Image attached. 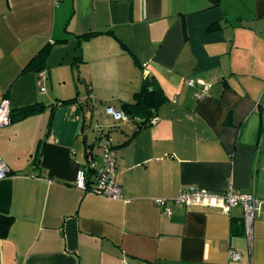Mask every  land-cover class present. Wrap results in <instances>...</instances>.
I'll return each mask as SVG.
<instances>
[{"label": "crops", "instance_id": "1", "mask_svg": "<svg viewBox=\"0 0 264 264\" xmlns=\"http://www.w3.org/2000/svg\"><path fill=\"white\" fill-rule=\"evenodd\" d=\"M44 50V70H29ZM146 77L165 101L115 122L106 107L122 111ZM188 79L210 86L203 100ZM3 100L42 110L0 127V215L12 219L0 264H264V0H0ZM100 133L117 201L74 185L80 169L96 180ZM229 183L260 202L252 243L241 207L173 204Z\"/></svg>", "mask_w": 264, "mask_h": 264}, {"label": "built area", "instance_id": "2", "mask_svg": "<svg viewBox=\"0 0 264 264\" xmlns=\"http://www.w3.org/2000/svg\"><path fill=\"white\" fill-rule=\"evenodd\" d=\"M186 85L189 88H197L199 86L195 93V97L198 101L203 100L207 96L210 88L205 82L196 79H188ZM11 112L10 103L7 100H3L0 103V127H7L10 125ZM105 112L115 122L131 121V118L122 111H118L110 105L106 107ZM151 122L156 124L158 119L154 118ZM97 140L104 152L103 164L98 165L96 163H90L89 165V171L95 175L96 180L92 184L89 181L87 171L80 169L77 171L74 185L78 190L85 193H92L113 201L120 200L121 187L118 183L116 158L112 139L108 134L100 133ZM9 173L8 166L0 157V180L7 178ZM193 202H197L202 206L218 207L225 214H229L235 207H241L244 213L245 233L250 243H252L255 216L260 205V202L254 195L243 194L235 190L231 183H229L227 189L223 193H212L203 189L189 188L180 191L178 196L173 200V204L176 207L187 206ZM155 203L162 208L165 215L171 214V209L166 208V200L157 199ZM241 257L240 253H230V258L233 261H239Z\"/></svg>", "mask_w": 264, "mask_h": 264}, {"label": "trees", "instance_id": "3", "mask_svg": "<svg viewBox=\"0 0 264 264\" xmlns=\"http://www.w3.org/2000/svg\"><path fill=\"white\" fill-rule=\"evenodd\" d=\"M214 1L216 3L219 2V0ZM48 54L49 50L42 51L40 55L31 62L28 69L36 73L43 71L46 66ZM164 101L165 98L162 95L161 90L155 86L154 82L146 78L140 91L134 95L133 102L123 103L122 112L131 118V120H134L137 117H147V119L152 118L155 115L154 112ZM62 104L65 103L63 102ZM40 110H42V107L35 105L23 108L15 113L12 111L11 120H13V118H25L39 112ZM11 225L12 219L10 217L0 215V239L7 236Z\"/></svg>", "mask_w": 264, "mask_h": 264}, {"label": "rangeland", "instance_id": "4", "mask_svg": "<svg viewBox=\"0 0 264 264\" xmlns=\"http://www.w3.org/2000/svg\"><path fill=\"white\" fill-rule=\"evenodd\" d=\"M103 119H105L107 122L106 123H108L110 120V118H108L107 116H105V117H103ZM106 125V124H105Z\"/></svg>", "mask_w": 264, "mask_h": 264}]
</instances>
